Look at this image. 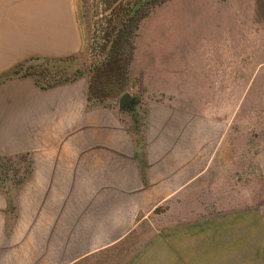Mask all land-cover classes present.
I'll use <instances>...</instances> for the list:
<instances>
[{
  "label": "crops",
  "instance_id": "obj_1",
  "mask_svg": "<svg viewBox=\"0 0 264 264\" xmlns=\"http://www.w3.org/2000/svg\"><path fill=\"white\" fill-rule=\"evenodd\" d=\"M249 5L233 38L264 30V0ZM84 40L78 0H0V75ZM238 40L137 47L141 92L125 108L126 92L90 105L86 75L0 82V158L30 166L14 197L0 189V264H264V120L248 127L239 88L227 102L225 88L252 82L264 40ZM166 211L177 216L154 227Z\"/></svg>",
  "mask_w": 264,
  "mask_h": 264
},
{
  "label": "rangeland",
  "instance_id": "obj_2",
  "mask_svg": "<svg viewBox=\"0 0 264 264\" xmlns=\"http://www.w3.org/2000/svg\"><path fill=\"white\" fill-rule=\"evenodd\" d=\"M78 0V7L80 11V17L84 28L85 40L84 46L80 52L77 53L80 63H89L88 56L93 57L97 50H89L88 43L89 37L98 39L101 36V29L106 23V13L98 14L96 12H103L100 0H91V4L94 5L93 16L88 19V25H86L83 17L82 1ZM134 2V1H133ZM250 0H169L160 5H149L141 12L140 26L138 35L136 38V48L141 50H152V47L159 46L161 44H178V45H192L197 47L198 45H223L231 46L234 41L241 39L242 45H249L250 41L255 39L258 42L264 40V30H261V25H256L251 28L244 26L243 32L240 37L233 38V13L241 12L248 13L250 8ZM81 4V6H80ZM254 7V6H253ZM256 7V6H255ZM187 15H194L195 18L189 17V20L185 17ZM177 16V18H176ZM223 16V20L221 17ZM204 17H208L206 21L201 20ZM176 18V19H175ZM247 24L248 22H244ZM256 28V29H255ZM91 29V30H90ZM88 30L90 34L88 35ZM255 33L254 37L250 39L249 34ZM257 37V38H256ZM239 41V40H238ZM176 42V43H174ZM263 48V46H260ZM93 50V51H92ZM136 50V49H135ZM259 50V47H258ZM262 53L258 52L257 55ZM195 54L193 57L201 59ZM264 55V54H263ZM84 64V65H85ZM132 63V81L128 88L129 93L137 94L141 92L139 85V77L133 67ZM242 76L248 77L249 69H242ZM226 102L232 99L233 92H237L239 88L241 108L246 111L245 114H250L249 119L251 122L248 127L263 125L264 117V67L258 69L252 82L250 84H242L240 86H225ZM121 97V96H120ZM119 98V97H118ZM117 98V99H118ZM236 99V97H235ZM118 100L107 99L109 104L116 105ZM236 101V100H235ZM136 99V103H138ZM136 109L142 114L143 106L140 103L136 106ZM243 112V111H242ZM247 127V128H248ZM258 128V127H257ZM253 129V128H252ZM254 130V129H253ZM257 130V129H256ZM243 132V131H242ZM30 171L29 160L26 156H11L0 159V189L9 197L13 196L16 192L18 185H20L24 178L22 176ZM23 179L18 183L19 179ZM184 210V209H182ZM165 211V210H164ZM184 214V212H180ZM177 215L173 212H163L161 220H154V227L162 225L174 219ZM152 227V226H151ZM152 227L149 229H143L144 234H138L140 237L152 236L156 229ZM136 245V244H135Z\"/></svg>",
  "mask_w": 264,
  "mask_h": 264
},
{
  "label": "trees",
  "instance_id": "obj_3",
  "mask_svg": "<svg viewBox=\"0 0 264 264\" xmlns=\"http://www.w3.org/2000/svg\"><path fill=\"white\" fill-rule=\"evenodd\" d=\"M81 1L83 17L88 27L90 25L87 21L90 16L96 13L107 15L101 36L98 39L92 38V41L89 37V50H97L93 57L88 56L89 63H80L77 54L66 57L32 56L2 73L0 82L14 77L29 76L42 87H50L86 75L90 105L97 103L109 105L107 99L116 100L128 91L133 77L132 63L141 12L149 5L157 6L169 0H100L103 6V12L100 13L94 12L91 0ZM22 178L18 183L23 180Z\"/></svg>",
  "mask_w": 264,
  "mask_h": 264
},
{
  "label": "water",
  "instance_id": "obj_4",
  "mask_svg": "<svg viewBox=\"0 0 264 264\" xmlns=\"http://www.w3.org/2000/svg\"><path fill=\"white\" fill-rule=\"evenodd\" d=\"M136 98L132 95H130L129 93H125L123 94V96H121L120 98V107L121 108H125L127 106L130 105V103H132Z\"/></svg>",
  "mask_w": 264,
  "mask_h": 264
}]
</instances>
